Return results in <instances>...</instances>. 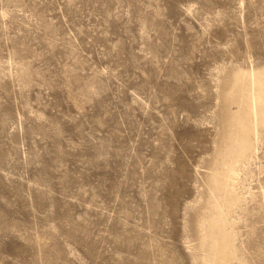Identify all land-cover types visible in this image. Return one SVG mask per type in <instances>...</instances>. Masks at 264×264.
Segmentation results:
<instances>
[{"label": "rangeland", "instance_id": "obj_1", "mask_svg": "<svg viewBox=\"0 0 264 264\" xmlns=\"http://www.w3.org/2000/svg\"><path fill=\"white\" fill-rule=\"evenodd\" d=\"M251 71L264 0H0V264H206L223 95ZM261 130L230 264H264Z\"/></svg>", "mask_w": 264, "mask_h": 264}, {"label": "bare ground", "instance_id": "obj_2", "mask_svg": "<svg viewBox=\"0 0 264 264\" xmlns=\"http://www.w3.org/2000/svg\"><path fill=\"white\" fill-rule=\"evenodd\" d=\"M234 76L223 95L225 116L220 147L208 178L211 198L198 225L206 264H230L233 258V240L226 231L227 209L237 201L231 186L241 164L255 151L264 127V73L237 72ZM233 105L236 111L232 110Z\"/></svg>", "mask_w": 264, "mask_h": 264}]
</instances>
